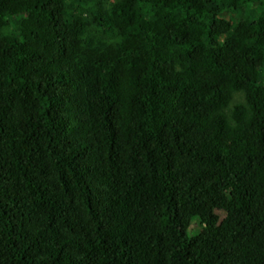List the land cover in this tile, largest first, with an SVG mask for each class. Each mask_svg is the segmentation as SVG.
Segmentation results:
<instances>
[{"label": "trees", "instance_id": "1", "mask_svg": "<svg viewBox=\"0 0 264 264\" xmlns=\"http://www.w3.org/2000/svg\"><path fill=\"white\" fill-rule=\"evenodd\" d=\"M264 0H0V264H264Z\"/></svg>", "mask_w": 264, "mask_h": 264}, {"label": "rangeland", "instance_id": "2", "mask_svg": "<svg viewBox=\"0 0 264 264\" xmlns=\"http://www.w3.org/2000/svg\"><path fill=\"white\" fill-rule=\"evenodd\" d=\"M260 73H261V80H263L264 79V66L260 70Z\"/></svg>", "mask_w": 264, "mask_h": 264}]
</instances>
